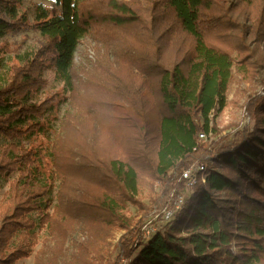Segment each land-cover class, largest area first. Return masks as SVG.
<instances>
[{
    "label": "trees",
    "instance_id": "16d2710c",
    "mask_svg": "<svg viewBox=\"0 0 264 264\" xmlns=\"http://www.w3.org/2000/svg\"><path fill=\"white\" fill-rule=\"evenodd\" d=\"M53 1L60 13L38 4L29 20L23 0H0V37L34 29L44 38L0 85V137L9 140L0 177L17 174L0 200V264L29 256L34 212L55 238L69 217L124 229L112 264H264V0ZM85 37L95 60L77 73ZM234 67L260 85L244 104L251 125L205 145L201 133L220 132L212 123ZM49 68L64 93L39 100ZM60 102L47 173L21 140L45 131ZM195 161L203 169L188 185L180 173ZM145 175L160 188L148 204L137 198ZM127 203L142 212L136 223ZM155 211L163 225L144 237Z\"/></svg>",
    "mask_w": 264,
    "mask_h": 264
},
{
    "label": "rangeland",
    "instance_id": "374dc122",
    "mask_svg": "<svg viewBox=\"0 0 264 264\" xmlns=\"http://www.w3.org/2000/svg\"><path fill=\"white\" fill-rule=\"evenodd\" d=\"M38 4L44 5L49 10L50 15L58 14L61 11L60 5H57L53 0H23L19 10L21 13L26 14L29 20H33L34 11ZM43 40L44 38L41 34L34 29L11 32L0 37V85L4 83L10 66L18 64L21 59L32 54ZM94 44L93 40L87 37L82 40L75 56L73 71L79 73L84 66H90L94 62ZM45 76L47 84L38 94V99L41 100L47 95L54 93L61 96L64 90L62 84L55 77L54 68L47 69ZM240 78L241 76L237 74L234 67L226 93V105L220 112L215 114L212 123L220 132L215 135V132L210 130L202 137L199 135V140L203 144L208 145L210 141L218 139L217 135L233 132L236 128H239L238 126L251 125L245 112L244 104L250 93L259 91L260 85L258 84V79L253 81L248 77L244 80ZM65 110L66 104H62V102L57 104L53 113L46 117L47 129L21 140L22 143L35 149L43 165V170L47 173L50 172L52 166V157L50 155L52 140L59 131ZM5 142H9V140L0 137V144ZM200 163L195 161L190 166L195 167ZM16 175L15 173L8 178L0 177V200L5 196L9 182ZM57 184L58 181H55L49 194L51 204L49 211L57 204ZM152 185L148 176L145 175L140 179L137 198L145 204L149 203L150 196L156 195L160 191L157 185L155 187ZM84 186L88 189L87 185ZM95 191L98 192L97 189ZM123 212L130 223H136L142 215V212L131 203H127ZM159 216L160 213L155 211L151 216L144 219L143 224H141V231L144 237L157 231L163 225L164 221L160 220ZM32 217L37 221L35 228L37 242L32 246L29 256L20 258L14 264H112L116 262L119 252L118 240L125 232L124 229L116 226H105L97 219L91 221L87 216L69 217L67 218L68 224L64 237L55 238V232L49 234L48 227L38 224L39 216L36 212L32 213ZM144 228L145 231L148 230L149 234L144 233ZM234 250H236L235 247ZM118 261L121 264H126L127 262V260L120 258Z\"/></svg>",
    "mask_w": 264,
    "mask_h": 264
},
{
    "label": "built area",
    "instance_id": "2783aa9c",
    "mask_svg": "<svg viewBox=\"0 0 264 264\" xmlns=\"http://www.w3.org/2000/svg\"><path fill=\"white\" fill-rule=\"evenodd\" d=\"M200 136L202 137V136H204V134L201 133ZM193 167L194 166H189L187 168H184V169L181 170V173H180V178L184 179L185 182L188 185H191V184H193L195 182L196 177H197L196 172L198 170H202L203 169V165L202 164H197L194 168ZM202 180H203V178H202ZM180 206H181V199H179L177 201L175 208H178ZM163 214H164V219H168V218H170V216L172 214V210H165ZM145 232L148 233V230L145 231V228H144V233ZM148 236L149 235H147L146 237H148Z\"/></svg>",
    "mask_w": 264,
    "mask_h": 264
}]
</instances>
